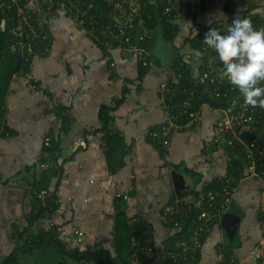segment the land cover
Instances as JSON below:
<instances>
[{
  "label": "crops",
  "instance_id": "crops-1",
  "mask_svg": "<svg viewBox=\"0 0 264 264\" xmlns=\"http://www.w3.org/2000/svg\"><path fill=\"white\" fill-rule=\"evenodd\" d=\"M141 1L148 5V0ZM178 2L176 12L182 16L170 21L177 29L172 43L166 41L161 27L149 28L147 47L153 66L145 73L135 56L121 50L109 36H95L63 14L48 20L50 52L26 63L28 70L14 77L6 98L5 124L13 134L0 139V264L20 244L19 232L25 230L33 212L29 180L34 172L39 175L42 165L52 167L53 156L46 152L45 143L54 138L60 140V162L71 159L64 165L62 180L51 182L59 208L34 221L24 239L58 227L59 237L72 249L103 248L116 258L115 200L124 198L131 228L143 235L140 245L153 247L152 254L136 248L130 262L142 264L136 258L139 253L148 264H173L168 261L173 247L170 240L179 230L165 223L172 218L166 219L164 214L173 213L180 199L196 195L206 186L216 187L228 176L233 153L224 145L215 148L220 114L208 106L202 108L197 123L174 135L168 149L149 137L160 132L165 122L163 87L172 85L176 93L187 86V82L179 86L180 81L173 85L178 76L173 65L180 57L186 56L191 63L200 56L198 43L189 40L205 27H226L224 0H217L211 11L196 5L195 13L189 0ZM196 25L200 28L194 29ZM101 107L110 110L109 129L124 142L126 155L115 170L110 169L104 134L99 133ZM174 173L184 176L191 186L186 195H179ZM259 189V182L243 179L230 206L229 214L238 226L230 245L240 264H258L252 256L264 237ZM222 223L223 219L203 245L198 264H218L219 248L228 239ZM242 228L249 234L238 239ZM61 263L53 249L17 256V264ZM66 264L80 263L68 260Z\"/></svg>",
  "mask_w": 264,
  "mask_h": 264
},
{
  "label": "built area",
  "instance_id": "built-area-1",
  "mask_svg": "<svg viewBox=\"0 0 264 264\" xmlns=\"http://www.w3.org/2000/svg\"><path fill=\"white\" fill-rule=\"evenodd\" d=\"M93 1L108 10V26L101 27L98 16L93 13L94 3H87L86 0H2L0 8L4 12L16 15L19 23L14 31L16 47L27 59L37 56L35 55L37 40L41 38L47 40L49 37L46 33H40V29L47 28L50 18L63 14L69 16L77 27L95 36L98 34L109 36L121 50L133 54L140 65L152 67V53L146 45L151 35L145 19L147 5L141 0ZM178 1L180 0H167L165 15L168 18L172 17V22L182 16L176 12L180 3ZM254 1H259L256 15L261 23H252V25L257 30L264 29V0ZM189 3L195 13L194 6L199 4H202L207 11L213 10L216 8L217 0H189ZM13 20V17L9 18L10 22H14ZM24 27L29 28L27 33L24 32ZM193 28L200 27L196 25ZM225 28L224 26L219 29L222 32ZM204 36L205 32L200 30L196 38L194 37L201 46L200 56L189 62L190 77L187 86L178 89L176 93L172 85L167 84L163 87L165 122L160 132H152L149 137L163 149H168L174 135L197 123L202 108L208 106L220 114L216 127L218 133L213 141L215 148L218 149L222 145L228 147L233 151L231 161L238 162L241 159V165L236 168V175L228 174L216 187L206 186L196 195L177 201L176 205L182 204L188 211L195 210L200 214L197 219L192 220L188 228L189 241L181 242L175 252L168 253L173 264L181 260L187 261L190 256L193 257L194 253L202 249L204 240L208 239L214 228L230 212L233 197L243 179L249 178L260 183L258 212L264 228V109L246 105L238 90L231 86L226 78L219 76L222 65L214 50L203 43ZM174 79L173 85L178 84L181 75L175 76ZM45 146L50 147V143L46 142ZM40 168L41 171L49 169L46 165ZM45 195L46 193L43 192L39 198L43 199ZM175 211L176 209L173 213L164 214V218H172L165 220V223H170L180 230V222L173 216ZM77 235L82 237L83 233L78 232ZM139 249L142 253H153L151 248ZM252 257L258 264H264V237ZM217 259L218 262L224 260L223 245L219 248ZM229 264L240 263L232 256Z\"/></svg>",
  "mask_w": 264,
  "mask_h": 264
},
{
  "label": "trees",
  "instance_id": "trees-1",
  "mask_svg": "<svg viewBox=\"0 0 264 264\" xmlns=\"http://www.w3.org/2000/svg\"><path fill=\"white\" fill-rule=\"evenodd\" d=\"M2 1V0H0ZM88 2L94 3L93 13H95L99 20L101 27L109 25V15L106 8H102L97 2L93 0H86ZM225 1V12L227 14V19L225 21L226 26L231 22V19L234 16H239L241 18H246L251 21V23H261L260 18L256 15L258 10L259 1L254 0H224ZM166 4L163 0H148L147 8L145 9V18H150L151 21H147V25L151 28L152 31L163 29L166 41L172 43L176 37L177 29L173 27L170 21L172 17L168 18L165 15ZM101 13V14H100ZM148 16V17H147ZM13 17L14 22H10L9 18ZM16 15H11L10 12H4L0 8V139L5 138L7 135L13 134L9 132L5 124L6 119V98L9 92V88L14 77L21 75L25 69L26 63L30 59H27L26 56H23L22 65L19 71L15 72L16 67V58L19 49L16 47V36L14 31L18 28ZM6 22L5 28H2L3 22ZM224 23V24H225ZM36 24V22H33ZM210 28L218 29L217 27H205L203 32L209 31ZM29 31L28 27H24V32ZM40 33L48 34V39L44 40L41 38L37 40V47L35 48V55L37 56H46L52 47V40L50 37L49 30L44 28L40 29ZM26 37V35H25ZM192 38V34H190ZM196 38V37H195ZM190 39L189 41L195 44L196 39ZM148 40L146 42V45ZM198 43V42H197ZM150 45V42H149ZM196 47L200 50V43L195 44ZM148 46V45H147ZM149 49V47H148ZM186 56L180 57L176 64L173 65V68L176 71V75H181L179 86L183 87L186 85L190 77V63L185 59ZM188 57V56H187ZM28 60V61H27ZM143 73L147 72L151 67H143ZM27 69V68H26ZM25 69V70H26ZM28 70V69H27ZM141 74V77L143 76ZM110 110L106 107H101L99 112V119L102 122V128L99 131L100 134H104L105 147L107 149V155L110 156V169L115 170L117 167L122 166L121 159L125 157L124 152V142L122 138L114 134L109 129V124L111 123ZM66 121L64 122V125ZM64 126L63 129H65ZM66 130V129H65ZM46 147V146H45ZM46 152L53 156V164L46 171H41L39 175L34 172L32 180H29V186L33 196V212L30 216V219L27 222L26 228L24 231L19 232V245L15 249V252L10 255L3 264H17V256L19 253L24 252L25 254H32L35 252L45 251L48 249H53L62 259L61 264H66L68 260H72L80 264H132L130 261L133 258L136 248L143 247L140 245L143 242V235L131 228L130 220L126 214V201L124 198H118L115 200V216H114V235H115V250L116 258H113L110 252L106 251L103 248L99 249H88L86 251H80L78 249H72L69 242L63 240L59 237V228L53 227L48 232H41L37 237L33 239H24V235L29 231L31 225L34 221L40 220L44 217L45 214H52L56 212L59 208V200L57 195L51 194V182L52 180H58V183L62 180L64 165L71 160L66 158L60 162L62 158V150L60 147V140L54 138L50 141V147H46ZM241 165V160L238 162H232L229 167V174L236 175V168ZM58 186V184H57ZM215 185L211 186V188ZM45 192L46 195L44 198H39L41 193ZM190 192V191H189ZM189 192H186L185 195ZM193 192V190L191 191ZM176 218L180 222L181 229L170 240V252H175L178 248V245L183 241H189L188 228L193 219H197L199 212L192 210L188 211L185 206L182 204L176 205ZM207 239L204 240L203 245ZM144 244V243H143ZM151 248L153 247H147ZM224 260L218 262V264H229L230 258L233 255V246L230 244H224ZM201 257V250L194 253L193 257H189L187 261H180L177 264H198ZM139 262L142 264H148V261L144 260V256L138 253L136 256ZM168 261L170 259L168 257Z\"/></svg>",
  "mask_w": 264,
  "mask_h": 264
},
{
  "label": "clouds",
  "instance_id": "clouds-1",
  "mask_svg": "<svg viewBox=\"0 0 264 264\" xmlns=\"http://www.w3.org/2000/svg\"><path fill=\"white\" fill-rule=\"evenodd\" d=\"M203 43L222 65L219 76L238 90L246 105L264 109V29L234 16L222 32L210 28Z\"/></svg>",
  "mask_w": 264,
  "mask_h": 264
},
{
  "label": "water",
  "instance_id": "water-1",
  "mask_svg": "<svg viewBox=\"0 0 264 264\" xmlns=\"http://www.w3.org/2000/svg\"><path fill=\"white\" fill-rule=\"evenodd\" d=\"M2 28H5V21L2 24ZM23 61V54L22 51L19 50L16 58V67L15 72L17 73L22 65ZM173 179L176 185L177 191L181 194H184L185 192H188L191 190V186L188 184L184 176H181L179 174L174 173ZM222 227L228 236V239H226L225 244H230L231 239H234L236 235L238 234V226L235 225V222L231 219V215L228 213L223 217V223Z\"/></svg>",
  "mask_w": 264,
  "mask_h": 264
},
{
  "label": "rangeland",
  "instance_id": "rangeland-1",
  "mask_svg": "<svg viewBox=\"0 0 264 264\" xmlns=\"http://www.w3.org/2000/svg\"><path fill=\"white\" fill-rule=\"evenodd\" d=\"M157 55H160V51L158 50L157 51ZM246 189L247 188H244V189H242V191H246ZM249 234V231L247 230V229H243L242 228V230H241V234H240V236L238 237V239L241 237V238H243L244 236L246 237L247 235Z\"/></svg>",
  "mask_w": 264,
  "mask_h": 264
},
{
  "label": "bare ground",
  "instance_id": "bare-ground-1",
  "mask_svg": "<svg viewBox=\"0 0 264 264\" xmlns=\"http://www.w3.org/2000/svg\"><path fill=\"white\" fill-rule=\"evenodd\" d=\"M57 228V227H56ZM18 243V242H17Z\"/></svg>",
  "mask_w": 264,
  "mask_h": 264
}]
</instances>
